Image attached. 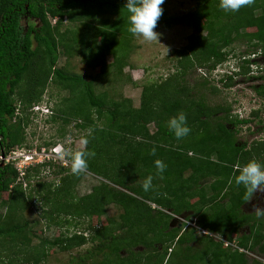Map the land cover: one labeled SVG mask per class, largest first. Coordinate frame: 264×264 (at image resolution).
Returning <instances> with one entry per match:
<instances>
[{
	"label": "trees",
	"instance_id": "obj_1",
	"mask_svg": "<svg viewBox=\"0 0 264 264\" xmlns=\"http://www.w3.org/2000/svg\"><path fill=\"white\" fill-rule=\"evenodd\" d=\"M126 2L0 0V240L8 238L14 247L19 240L25 249L14 254L22 252V258L17 257L21 263L39 264L47 246L62 252L90 243L92 247L79 257L80 264L98 254H104L99 264H264L239 251L264 253V216L244 211L248 202L243 198L244 189L234 182L238 168L249 161L264 164V140L251 148L240 145L237 128L250 119L235 117L230 106L209 104L205 91L214 92L218 87L208 76L195 84L187 80L193 68L215 70L230 58L236 59L231 47L239 40L252 47L241 54L240 74L249 72L247 56H264V0H253L237 12L221 9L220 0H195V8L181 15L170 14L165 0L154 31L187 25L193 32L187 44L175 51L176 71L145 85L139 107L132 106L130 99L110 100L107 92L97 93L94 82L85 75L71 74L57 65L62 46L64 54L80 56L102 76L120 77L129 63L134 38L128 31ZM49 16L57 18L55 24ZM27 17L37 25L26 29L22 23ZM66 17L81 27L62 31ZM109 54L113 57L110 64L106 60ZM233 80L234 75H228L221 82L231 88ZM49 83L69 94L51 109L46 121L60 124L57 133L64 138L65 125L77 119L76 126L89 132L84 135L88 143L83 151L94 153L87 160L86 172L105 179L81 197L76 189L85 173L64 174L67 167L58 159L27 166L26 185L20 170L6 162L17 148L41 151L58 144L51 136L44 140L45 146L38 142L34 146L29 137H36L37 132H28L36 120L34 114H41L34 106L44 101ZM256 91L264 97V85ZM181 112L191 131L178 140L167 122ZM146 122H153L156 130L152 132ZM153 147L155 155L150 154ZM157 159L167 166L162 175L155 168ZM47 171L58 179H40ZM149 175L153 187L145 192L142 184ZM38 198L48 226L69 224L68 217L76 219L77 226L82 218H97L99 223L79 233L61 234L55 241L44 239L42 246L29 251L34 223L25 211ZM110 204L122 209L118 220H107ZM184 213L183 227H173L174 216ZM192 220L196 226L188 223ZM197 227L222 239L200 236ZM141 244L143 250L138 249ZM121 247L129 254L111 259ZM12 262L17 264V259Z\"/></svg>",
	"mask_w": 264,
	"mask_h": 264
},
{
	"label": "rangeland",
	"instance_id": "obj_2",
	"mask_svg": "<svg viewBox=\"0 0 264 264\" xmlns=\"http://www.w3.org/2000/svg\"><path fill=\"white\" fill-rule=\"evenodd\" d=\"M195 5V0H167L166 8L170 14L181 15L193 10ZM48 19L52 22V24H55L54 20L50 16ZM22 24L26 29L37 25L36 21L31 17L25 18ZM77 27H81V25L74 21L72 22L68 17L64 18L62 31ZM156 32L160 34L158 42H148L144 41L140 37L134 36L132 49L129 55V63L124 68L123 74L120 77H118L117 74L102 76L99 74L98 69L88 67L80 56L76 54H64L62 46H60L61 53L57 65L59 67H64V69L71 74L77 76L85 75L87 80L94 82L93 85L95 91L97 93L107 92L110 100L118 101L122 99H130V104L132 106L139 107L141 103L142 89L145 85H151L155 81H161L162 78L165 79L176 71L175 63L177 60V55L175 51H178V49H181L187 44L188 36L193 32V29L187 25H176L170 29H160ZM231 49H233V51H235L237 54L236 59L230 58L229 61L217 66L215 70H209L205 66L196 69L193 68V70L189 72L187 80L191 84H195L198 80H203V75L208 76L209 79L213 81L218 87V90L214 92H212V89L205 91V95L209 104H222L225 106H230L232 109L231 113L235 117L238 116L240 119H250L249 123L240 125L239 129L237 128V140L240 145H246V147L251 148L259 141L264 140V97H262L256 91V88L264 85V56H247L251 61V64L249 65L250 70L247 74H240L241 65L244 64L241 54H246V51H251L252 47L249 46L246 40H239L234 43ZM233 54H231V56ZM106 60L108 64L112 63V55L109 54ZM228 75H234L231 88H227L221 82L223 78L225 81H227ZM47 88L48 91H46L43 96L44 101L37 105L42 107L44 110L49 108L51 111V109H53L59 103V101L62 100V98L68 96L69 93L68 91L62 90L52 83H49ZM47 103L49 105H47ZM40 113L41 114H34L36 120L33 122L34 124L28 128L29 133L32 131V129H35L37 132L36 137L30 136L29 134V138L33 143L32 145L35 146V143L37 144V142L41 145H44V140L51 139V136L58 140V144L62 143L64 148L63 152L58 157L60 158L58 161H62L63 165L67 167V172H64V174H71L72 172L69 159L70 154L74 153L75 151L84 150L86 145L82 144L81 141L84 139V135H87L89 132L86 129L78 128L76 126L78 120L73 118L67 125H65L64 132L66 133L64 138L60 137L57 133L60 124H51L46 121V118H49V112L46 113L41 111ZM94 118L96 117L94 116ZM104 120L105 119L98 121V124L101 125L104 123ZM146 123L152 132L156 130L153 122ZM16 150L19 151V156L15 155L16 152H12L9 153L6 158L10 160L11 164L15 168L20 170L19 175L21 182H23L25 181L23 175L26 167L31 165V163H35L38 159V156H36L35 159H26L25 156L30 154V152L34 153L35 150H27L24 147L17 148ZM261 158H264V154ZM55 177V174L49 175L47 171V173H43L40 179L51 181L54 180ZM34 180L36 179H33L31 182L34 183ZM26 182H28V180H26ZM101 182H105L103 177L92 172H86L77 185L76 190L78 197L89 194L93 191L94 187L100 185ZM23 184L26 185L25 182H23ZM26 191L29 192V189ZM150 204L154 208H158L156 204L151 202ZM1 207L3 213H5L6 208L4 206ZM41 208V201L38 198L37 202H34V205L30 206L27 211H25L26 218H28L30 221H33L34 223L33 235L30 240V245L28 246L29 251H31V248L35 247L36 249L42 246L40 243L44 239L55 241V239L61 234H73L75 232L79 233L82 232L86 227H95L99 223L97 218H82L79 219L80 221L78 220L79 226H77V220L73 219L72 217H68L71 221L69 224H64L63 226L52 224L51 226H48L46 223L47 220L43 217V209L40 210ZM258 209L264 211V193H257L251 200L247 202L246 205H244V211L246 213H253L257 215L255 211ZM121 212L122 209L118 205L110 204L108 206V215L106 216L107 220L109 218H115L118 220ZM184 215L187 216L186 213L180 216H174L175 218L172 220L171 225L173 227L182 228L186 220V216ZM102 221L106 222V218H103ZM246 230L247 228L244 229V232ZM223 237H225V235H223ZM6 239L8 238L0 240V264H16L12 262L14 259H17V264H32L31 262L29 263L23 261L21 263L19 258H22V252L20 255L14 254L15 250L20 251V249L23 248V246L19 243V240L16 241L14 247V245L10 244L8 241H6ZM235 243H239V239H235ZM91 247L92 244L88 243L70 251L60 252L58 251L57 247L47 246L45 250V256L39 264H80L81 261L79 262V257L86 253ZM144 248L145 246L143 244L138 246L139 250H143ZM52 249L54 252H52ZM239 251L245 253L251 259H257L264 263V253L260 254L257 251L249 252L242 248ZM168 252H170V250ZM108 254L107 256H109ZM128 254L129 252L124 247H121V249L113 253L110 258L123 259ZM103 256L104 254H98L97 256L89 259L87 264H99V261Z\"/></svg>",
	"mask_w": 264,
	"mask_h": 264
},
{
	"label": "clouds",
	"instance_id": "obj_3",
	"mask_svg": "<svg viewBox=\"0 0 264 264\" xmlns=\"http://www.w3.org/2000/svg\"><path fill=\"white\" fill-rule=\"evenodd\" d=\"M165 0H127L126 8L129 13L128 17V31L135 37H140L144 41H159V33L155 32L157 21L161 17L163 13V9L161 7L164 4ZM253 0H220L219 7L226 12H237L242 7L251 5ZM57 21V18L54 19V23ZM191 55V54H190ZM264 69V68H263ZM40 104V103H39ZM39 106V105H37ZM40 107V106H39ZM42 111V107L38 110ZM51 114V113H49ZM167 128L174 134L176 139H181L186 137L191 129L187 126V117L181 112L178 115L171 117L167 122ZM82 144L87 145L88 140L82 139ZM61 146L63 152V145L58 144L56 146L51 147L49 150H53L54 148ZM48 150V151H49ZM39 153V151H37ZM59 153V155L61 154ZM33 155V152H30ZM151 155L156 154V149L153 147L151 150ZM94 155L91 152L85 151H75L70 154V165L71 172L74 175H80L82 173H86L88 169L87 160L90 156ZM19 156V155H18ZM26 157V156H25ZM36 154L34 155V158ZM47 160L43 162H35L31 163V165L35 164H44ZM155 168L157 170V174L162 175L166 169V164L157 159L155 162ZM30 166V165H29ZM153 176H147L142 184V189L145 192H148L152 189L153 184ZM234 182L236 186H242L244 189V201L247 202L251 200L257 193H264V164H261L255 160L249 161L245 165L238 168V174L234 177ZM257 216H264V211L256 210ZM186 221V220H185ZM189 224L196 226L195 220L188 221ZM197 234H202L199 227H197ZM218 237V235H217ZM216 238V237H215ZM222 239L219 238L216 239Z\"/></svg>",
	"mask_w": 264,
	"mask_h": 264
},
{
	"label": "built area",
	"instance_id": "obj_4",
	"mask_svg": "<svg viewBox=\"0 0 264 264\" xmlns=\"http://www.w3.org/2000/svg\"><path fill=\"white\" fill-rule=\"evenodd\" d=\"M41 107H39V106H37V105H35L34 106V110L37 112L39 109H40ZM49 112V113H51V111L49 110V108H47V110H44L43 108H42V112ZM62 147L61 146H58V147H56V148H54L53 150H47V149H45V148H43L41 151H39V153L37 152V151H35L34 153H33V155H31V154H27L26 155V159H35L34 158V155L36 154V156H38V159L36 160V162H43V161H45V160H49V159H51V158H54V159H60V158H58L60 155H59V153H61V149ZM14 153L16 152V156H18V150H14L13 151ZM6 160L7 161H10L9 159H7L6 158ZM201 232H202V234H207V235H210V236H212V237H216V238H218L217 237V235H215L214 233H212V232H209V231H207V230H204V229H202L201 230ZM225 244L226 245H228L229 244V242H225Z\"/></svg>",
	"mask_w": 264,
	"mask_h": 264
},
{
	"label": "water",
	"instance_id": "obj_5",
	"mask_svg": "<svg viewBox=\"0 0 264 264\" xmlns=\"http://www.w3.org/2000/svg\"><path fill=\"white\" fill-rule=\"evenodd\" d=\"M1 159H2V165H4V164H5V162H4V160H5V154L2 155V158H1ZM184 216H186V215H184ZM184 216H183V217H184ZM181 224H182V223H181Z\"/></svg>",
	"mask_w": 264,
	"mask_h": 264
},
{
	"label": "flooded vegetation",
	"instance_id": "obj_6",
	"mask_svg": "<svg viewBox=\"0 0 264 264\" xmlns=\"http://www.w3.org/2000/svg\"><path fill=\"white\" fill-rule=\"evenodd\" d=\"M52 112V111H51ZM249 123V122H248ZM245 124V123H244ZM241 125H243V124H241ZM238 129H239V127H238ZM3 167V166H2Z\"/></svg>",
	"mask_w": 264,
	"mask_h": 264
}]
</instances>
